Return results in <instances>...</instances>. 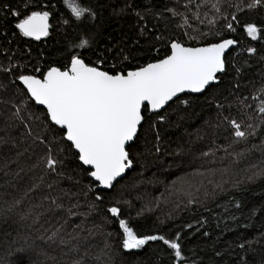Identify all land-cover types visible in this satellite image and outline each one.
Returning <instances> with one entry per match:
<instances>
[{
	"label": "trees",
	"instance_id": "obj_1",
	"mask_svg": "<svg viewBox=\"0 0 264 264\" xmlns=\"http://www.w3.org/2000/svg\"><path fill=\"white\" fill-rule=\"evenodd\" d=\"M78 2L92 14L76 20L62 0H0V264H15L20 256L27 262L43 251L40 245L56 237L44 238L57 228L48 225L56 216H46L54 210L60 211V227L77 219L72 244L80 253L96 252L98 264H264V172L226 182L228 176L248 173L264 154V0L253 8L248 7L252 0ZM9 8L18 10L20 18L32 10L49 11V34L39 40L20 35ZM247 23L257 27V39L245 32ZM82 37L88 47L74 48ZM229 38L237 46L225 55L218 83L199 94L179 95L156 113L142 108L143 123L126 148L131 169L108 190L97 189L63 130L47 119L18 79L42 78L53 66L63 69L70 52L114 74L162 59L172 41L196 47ZM249 47L255 52L249 53ZM232 122L252 127L253 134L248 143L236 145L228 162L222 155L234 140ZM49 154L57 161L54 168L46 166ZM207 154L216 161L221 180L226 179L223 187L213 189L215 170L207 174L206 167L204 179L193 185L194 168L200 171L204 164L197 160ZM138 173H145L141 189L151 200L162 180L169 183L176 174L187 176L186 188L210 191L167 204L160 215L138 209H144L143 203L131 209L115 194ZM113 206L120 209L118 217L107 211ZM119 219L137 236L176 239L183 259L176 260L160 240L125 250ZM39 220L46 222L42 229Z\"/></svg>",
	"mask_w": 264,
	"mask_h": 264
},
{
	"label": "snow or ice",
	"instance_id": "obj_2",
	"mask_svg": "<svg viewBox=\"0 0 264 264\" xmlns=\"http://www.w3.org/2000/svg\"><path fill=\"white\" fill-rule=\"evenodd\" d=\"M62 2L76 20H80L85 13L92 14L91 9L80 6L78 0ZM260 4L261 0H252L248 7ZM213 8L218 6L214 4ZM9 12L17 18L15 28L20 35L39 40L49 34V11H28L23 18H20L18 10L9 8ZM227 27L233 30L231 24ZM244 30L253 40L257 39L258 29L254 24H245ZM235 43L233 39H221L219 43L204 47H184L172 41L170 54L126 74L122 71L114 74L102 71L87 64L80 55L70 52L63 69L53 66L43 73L42 78L20 75L18 79L26 89V95L46 109L47 119L61 127L64 137L78 153L79 161L90 166L88 175L101 186L110 187L131 165L126 142L133 140L138 131L142 108L147 107L149 111L161 109L179 93L205 90L210 82L217 80L216 74L224 70L222 55ZM88 45L89 41L82 37L73 47L82 49ZM247 51L254 53L255 49L249 47ZM260 111L264 112V107ZM232 126L235 137L243 139L245 133L239 130V125L232 122ZM56 163L49 154L46 166L54 168ZM107 211L114 217L120 213L115 206ZM119 228L123 233L122 247L125 250L139 249L149 240H160L173 251L176 260L183 259L181 245L176 239L156 235L137 236L123 219H119Z\"/></svg>",
	"mask_w": 264,
	"mask_h": 264
},
{
	"label": "rangeland",
	"instance_id": "obj_3",
	"mask_svg": "<svg viewBox=\"0 0 264 264\" xmlns=\"http://www.w3.org/2000/svg\"><path fill=\"white\" fill-rule=\"evenodd\" d=\"M15 101L12 102L13 105H15ZM17 105V104H16ZM239 125V124H238ZM230 129L232 136L234 138L232 145L224 149V154L222 155V158L230 162L233 158L230 157V155L233 154V151L235 150L236 145H240L243 143H248V139L252 136L253 133H250L253 128L246 125H239V130L245 133V137L243 139H238L235 137L234 132L235 129L233 128L232 124H230ZM259 144V142L257 143ZM257 144H254L257 145ZM201 159L204 160V164L202 166V170L198 171L197 168H194V173L191 174V177L193 178V185L196 184L200 178L204 179V176L210 171H214V177L215 181L213 184V189L220 187L221 183L225 182L226 179H228L226 182H231L234 179L237 178V176H241L242 178H253L255 176H258L264 172V154H262V158H257L253 161L250 168H248V173H245V175L242 172H239V174H236L234 176H228V174H225L229 178H226L224 180H221L219 168L216 166V161L213 159L210 154L203 155L199 158L197 161H201ZM222 159L218 160V164L221 165ZM203 163V162H202ZM206 167V171L205 168ZM239 170V169H235ZM151 171L148 172L150 174ZM144 174L138 173L134 174L133 177H131L125 184H123L116 192L115 196L118 198V201H123L124 203H127L131 207V209H134V203H143L144 209L142 207L137 206L140 210H146L149 212H154L156 215L162 214L160 211H163L164 208H167V204H173L178 205L181 201H184L186 199H189L191 197L192 193H195L198 197H205L209 194L210 189L206 186L198 187L196 190H193V188H186V183L188 182L187 176H179V174L173 175L170 179L169 183H167L165 180H162L161 184L158 186V188L154 191V199L151 200L145 193H143L141 189V183L146 179L143 178L141 181V176H144ZM202 186V185H201ZM229 186V185H226ZM223 187V186H221ZM117 190V191H118ZM134 197V201L131 200V197ZM157 200V201H156ZM55 208L58 209L60 206H58L55 203ZM172 212H170L171 214ZM46 216H56L55 222H49L48 225L55 227L56 229L48 230V232L45 234L44 238L49 237L53 233L56 234V237L53 238L48 245H40L43 247V251H36L33 256L29 258V261L23 262L20 257H16L15 264H19V262H22V264H98V259L93 254L96 252H92L93 254H88V252L80 253L78 249L72 244L74 237L76 235V230L71 229L72 226H75L76 220L74 217L69 218V222L60 227V211L54 210V212L46 213ZM52 220V218H49ZM40 222V228H44L46 226V222L43 220H39ZM71 223L73 225H71ZM15 241H19L17 238L14 239ZM88 244V243H87ZM93 246L95 243H92ZM46 254L41 255V254Z\"/></svg>",
	"mask_w": 264,
	"mask_h": 264
},
{
	"label": "water",
	"instance_id": "obj_4",
	"mask_svg": "<svg viewBox=\"0 0 264 264\" xmlns=\"http://www.w3.org/2000/svg\"><path fill=\"white\" fill-rule=\"evenodd\" d=\"M48 23H49V20H48ZM49 30V29H48ZM31 38V37H30ZM41 38H43V37H41ZM230 39V38H229ZM219 43V42H218ZM171 44V43H170ZM170 44H169V50H170V52H171V48H170ZM180 44H182V43H180ZM183 45V44H182ZM184 47H191V46H186V45H183ZM204 46H206V45H199V46H196V47H204ZM237 46V42L234 44V45H231V46H229L226 50H225V52L223 53V55H222V59L224 60V57H225V55L232 49V48H235ZM170 54V53H169ZM225 69V68H224ZM101 70V69H100ZM129 71V70H128ZM224 72V70L223 71H221V72H218L216 75H217V80L216 81H214V82H210V84L208 85V86H206V88H208L210 85H212V84H216V83H218V75H220V74H222ZM127 72H125V74H126ZM20 82V81H19ZM22 85V84H21ZM23 86V85H22ZM205 88V89H206ZM26 90V89H25ZM204 90H202L201 92H197V93H193V92H190V91H185V92H182V93H179L177 96H179V95H182V94H199V93H202ZM176 97H174L171 101H169V102H167L164 106H162V108L161 109H157V110H153V111H149V113L151 114V113H156V112H159V111H161V110H163L164 108H166V106L167 105H169L174 99H175ZM35 102V101H34ZM35 104H36V102H35ZM37 106H39V107H42V108H44L42 105H38V104H36ZM45 109V108H44ZM46 110V109H45ZM142 123H143V116H142V121H141V123L140 124H138V131H139V129H140V126L142 125ZM59 128H61L60 126H58ZM138 131H137V133L135 134V136H134V138H133V140H131V141H129V142H126V148L129 146V145H131L133 142H134V140H135V138L137 137V134H138ZM64 139H65V141L66 142H68V143H70L71 144V142L70 141H67L66 140V138L64 137ZM74 149V148H73ZM75 150V149H74ZM76 151V150H75ZM127 151V150H126ZM77 153V152H76ZM78 154V153H77ZM78 161H79V159H78ZM80 162V161H79ZM80 164L81 165H83L81 162H80ZM84 167H86V168H89L90 169V166H85V165H83ZM131 166L132 165H130L129 167H127L125 170H124V172L123 173H121V175L119 176V177H117L114 181H113V183H112V185L110 186V187H103V186H101L97 181H95L92 177H90V178H92L96 183H98V185H97V189H102V190H108V189H110L113 185H114V183L117 181V180H119L120 178H122L124 175H125V172L127 171V170H130L131 169Z\"/></svg>",
	"mask_w": 264,
	"mask_h": 264
}]
</instances>
